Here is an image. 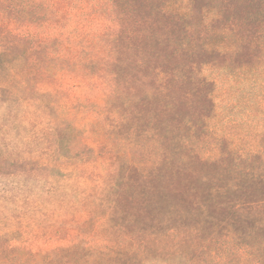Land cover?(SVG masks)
Instances as JSON below:
<instances>
[{"label": "rangeland", "instance_id": "obj_1", "mask_svg": "<svg viewBox=\"0 0 264 264\" xmlns=\"http://www.w3.org/2000/svg\"><path fill=\"white\" fill-rule=\"evenodd\" d=\"M264 264V0H0V264Z\"/></svg>", "mask_w": 264, "mask_h": 264}, {"label": "trees", "instance_id": "obj_2", "mask_svg": "<svg viewBox=\"0 0 264 264\" xmlns=\"http://www.w3.org/2000/svg\"><path fill=\"white\" fill-rule=\"evenodd\" d=\"M144 264H146V263H144ZM159 264H162V263H159Z\"/></svg>", "mask_w": 264, "mask_h": 264}]
</instances>
